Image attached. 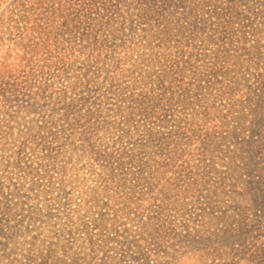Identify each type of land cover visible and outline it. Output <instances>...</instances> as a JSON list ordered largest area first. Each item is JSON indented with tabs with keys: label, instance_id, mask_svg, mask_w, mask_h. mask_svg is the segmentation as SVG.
<instances>
[{
	"label": "rangeland",
	"instance_id": "1",
	"mask_svg": "<svg viewBox=\"0 0 264 264\" xmlns=\"http://www.w3.org/2000/svg\"><path fill=\"white\" fill-rule=\"evenodd\" d=\"M0 264H264V0H0Z\"/></svg>",
	"mask_w": 264,
	"mask_h": 264
}]
</instances>
